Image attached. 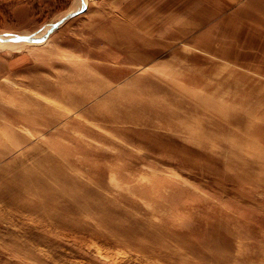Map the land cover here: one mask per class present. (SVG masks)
<instances>
[{"label":"rangeland","instance_id":"1","mask_svg":"<svg viewBox=\"0 0 264 264\" xmlns=\"http://www.w3.org/2000/svg\"><path fill=\"white\" fill-rule=\"evenodd\" d=\"M0 264H264V0H0Z\"/></svg>","mask_w":264,"mask_h":264}]
</instances>
